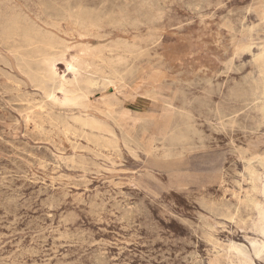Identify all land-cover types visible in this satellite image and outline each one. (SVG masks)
Wrapping results in <instances>:
<instances>
[{
  "label": "rangeland",
  "instance_id": "374dc122",
  "mask_svg": "<svg viewBox=\"0 0 264 264\" xmlns=\"http://www.w3.org/2000/svg\"><path fill=\"white\" fill-rule=\"evenodd\" d=\"M260 7L264 0H0V264H214L229 245L235 259L264 264L251 241L264 234L239 218L249 164L264 185V119L252 97L264 77ZM47 37L61 53L117 45L110 55L122 56L123 44L130 52L116 75L57 65L52 77L38 71L42 84L26 63L42 69L33 53ZM82 75L99 81L84 108L55 104L51 93L64 100L58 83ZM73 117L94 120V132Z\"/></svg>",
  "mask_w": 264,
  "mask_h": 264
},
{
  "label": "bare ground",
  "instance_id": "6f19581e",
  "mask_svg": "<svg viewBox=\"0 0 264 264\" xmlns=\"http://www.w3.org/2000/svg\"><path fill=\"white\" fill-rule=\"evenodd\" d=\"M4 1V0H3ZM7 1V0H6ZM44 1V0H43ZM73 1V0H72ZM80 1V0H79ZM134 1V0H133ZM140 1V0H139ZM121 2V1H120ZM164 2V1H163ZM198 2V1H197ZM7 3V2H5ZM28 3V2H27ZM129 3V2H128ZM131 3V2H130ZM200 3V2H199ZM208 3V2H207ZM54 4V3H53ZM56 4V3H55ZM5 5V4H4ZM77 5V4H76ZM126 5V4H125ZM128 5V4H127ZM80 6V5H79ZM87 6V5H86ZM142 6V5H141ZM158 6V5H157ZM4 7V6H3ZM59 7V6H58ZM63 7V6H62ZM66 7V6H64ZM89 7V6H88ZM14 8V7H13ZM16 8V7H15ZM21 8V7H20ZM57 8V7H56ZM134 8V7H133ZM18 9V8H17ZM66 9V8H65ZM64 9V10H65ZM72 9V8H71ZM70 9V10H71ZM127 9V8H126ZM137 9V8H136ZM140 9V8H139ZM254 9V8H253ZM11 10V9H10ZM16 10V9H15ZM51 10V8H50ZM61 10V9H60ZM63 10V11H64ZM87 10V9H86ZM98 10V8H97ZM105 10V9H104ZM156 10V9H155ZM206 10V9H205ZM69 11V10H68ZM45 12V11H44ZM65 12V11H64ZM67 12V11H66ZM70 12V11H69ZM74 12V11H73ZM114 12V11H113ZM259 14L262 18H264V7H260L259 8ZM77 13V12H76ZM116 13V12H115ZM123 13V12H122ZM213 13V12H212ZM5 14V13H4ZM53 14V13H52ZM74 14V13H73ZM80 14V13H79ZM78 14V15H79ZM105 14V13H104ZM103 14V15H104ZM130 14V13H129ZM154 14V13H153ZM163 14V13H162ZM161 14V15H162ZM235 14V13H234ZM244 14V13H243ZM42 15V14H41ZM69 16V14H66ZM81 15V14H80ZM102 15V16H103ZM205 15V14H204ZM233 15V14H232ZM7 16V15H5ZM59 16V15H58ZM70 16H72V13L70 14ZM76 16V14H75ZM109 16V15H108ZM123 16V15H122ZM201 16V15H200ZM241 16V15H240ZM66 17V16H65ZM121 17V16H120ZM211 17V16H210ZM231 17V16H230ZM242 17V16H241ZM2 18V17H1ZM80 18V17H79ZM146 18V17H145ZM161 18V17H159ZM17 19V18H16ZM26 19V18H25ZM28 19V18H27ZM69 19V18H68ZM84 19V18H82ZM81 19V20H82ZM114 19V18H113ZM188 19V18H187ZM200 19V18H199ZM14 20V19H13ZM24 20V19H23ZM74 20V19H73ZM77 20V19H76ZM126 20V19H125ZM156 20V19H155ZM25 21V20H24ZM63 21V20H62ZM72 21V19H71ZM113 21V20H112ZM31 22V21H30ZM48 22V21H47ZM78 22V21H77ZM80 22V20H79ZM86 22V21H85ZM136 22V21H135ZM154 22V21H153ZM3 23V22H2ZM12 23V22H11ZM10 23V24H11ZM27 23V22H26ZM129 23V22H127ZM131 23V22H130ZM139 23V22H138ZM146 23V22H145ZM225 23V22H224ZM223 23V24H224ZM13 24V23H12ZM137 24V23H136ZM191 24V23H190ZM240 24V23H239ZM2 25V24H1ZM6 25V24H5ZM19 25V24H18ZM76 25V24H75ZM79 25V24H78ZM110 25V24H109ZM17 26V25H16ZM36 26V25H35ZM48 26V25H47ZM139 26V25H138ZM189 26V25H188ZM225 26V25H224ZM223 26V27H224ZM5 27V26H4ZM53 27V26H52ZM114 27V26H113ZM128 27V26H127ZM133 27V26H132ZM240 27V26H239ZM10 28V27H9ZM76 28V26H75ZM78 28L81 29L82 31V28H86L85 24H83V22H81V26L77 27V31H78ZM18 29V28H17ZM40 29V28H39ZM161 29V28H160ZM5 30V29H4ZM10 30V29H9ZM86 30V29H85ZM101 30V29H100ZM155 30V29H154ZM153 30V31H154ZM237 30V28H236ZM2 31V30H1ZM11 31V30H10ZM152 31V30H151ZM36 32V31H35ZM41 31H39V35ZM8 33V32H7ZM37 33V32H36ZM46 33V32H44ZM51 33V32H50ZM85 33V32H84ZM151 33V32H150ZM154 33V32H153ZM11 34V33H10ZM38 34V33H37ZM149 34V33H147ZM48 35V33H47ZM51 35V34H50ZM50 35H48L50 37ZM236 35V34H235ZM13 36V35H12ZM43 36V35H41ZM54 36V35H52ZM79 36V35H78ZM5 37V36H4ZM8 37H11V36H8ZM36 37V36H35ZM44 37V36H43ZM47 40V42L43 45V47L41 49H37L36 50V53H33V54H37V55H41L42 54V57L38 58L37 61L38 63H42L43 67L42 69L40 68H37L38 70L37 71H34L31 64L30 63V59L29 62L25 63L27 64L28 66V69L30 72H32L31 74L33 75V77H35L34 79L36 80L37 78L41 80V83L43 84L44 82H42V80L44 78H46L47 76H43V75H40L39 72H42L44 73V71H51V77L52 75H55V66L57 67V65H60V66H63L67 68L68 71H72L73 73H75L77 70L81 69L83 71H87V72H90L91 74H95L98 76V80L103 77L105 75V72L107 71V69L110 70V74L113 75H116L117 73V65L118 64H121V63H127L126 62V54L128 52H130V48L128 47V45L126 46V44H123L122 46V50H123V55H119V56H112L110 55V53L112 54L113 51L115 50V48H118L120 46L117 47V45L115 46V48L113 49L112 46L111 48H107V47H93V46H90V45H87L83 48H79V50H73L72 48L68 49V50H64V52L61 53V51L59 52V50L57 49V45L58 43H55L54 41H52V39H49ZM155 37V36H154ZM7 38V37H5ZM13 38V37H12ZM27 38V37H26ZM39 38H42V37H39ZM38 38V39H39ZM52 38V37H51ZM69 38V37H68ZM25 39V38H24ZM43 39V38H42ZM55 39V38H54ZM57 39V38H56ZM91 39V38H90ZM240 39V38H239ZM12 40V39H11ZM32 41V39H29ZM45 40V39H44ZM59 40V39H58ZM104 40V39H103ZM106 40V39H105ZM3 41V40H2ZM7 41V39H6ZM14 41V40H13ZM35 41V40H34ZM33 41V42H34ZM126 41V40H125ZM61 42V41H60ZM141 42V41H140ZM63 43V42H62ZM61 43V44H62ZM111 43V42H110ZM114 43V42H113ZM124 43V42H122ZM30 44V43H29ZM43 44V43H42ZM39 45L40 46H42ZM57 44V45H56ZM60 44V43H59ZM109 44V43H108ZM121 44V43H120ZM119 44V45H120ZM129 44V43H128ZM150 44V43H149ZM134 45V44H133ZM19 46V45H18ZM79 46V45H78ZM101 46V45H100ZM32 47V46H30ZM35 47V45L33 46ZM37 47V46H36ZM37 47V48H39ZM60 46L58 45V48ZM62 47V46H61ZM60 47V48H61ZM59 48V49H60ZM65 48V47H64ZM76 49V48H75ZM78 49V48H77ZM21 50V49H19ZM34 50V49H32ZM63 50V49H62ZM137 50V49H135ZM116 51H119V49ZM115 51V52H116ZM24 52V51H23ZM13 53V52H12ZM40 53V54H39ZM108 53V54H107ZM142 53V52H141ZM44 54V56H43ZM122 54V53H121ZM30 55V54H29ZM26 56V55H25ZM32 57H35L31 54ZM121 56V57H120ZM19 57V56H18ZM37 57V56H36ZM22 58V57H21ZM28 58V57H27ZM31 58V57H30ZM132 60V59H131ZM23 61V60H22ZM127 66V65H126ZM21 67V66H20ZM37 67V66H36ZM120 67V65H119ZM122 67V65H121ZM242 67V66H241ZM79 68V69H78ZM119 69V68H118ZM44 70V71H43ZM39 71V72H38ZM184 71V70H183ZM41 72V73H42ZM56 72H57V69H56ZM82 72V71H81ZM109 72V71H108ZM264 72V71H263ZM27 73V72H25ZM86 73V72H85ZM84 73V74H85ZM119 73V72H118ZM250 73V72H249ZM30 74V73H29ZM28 74V75H29ZM58 74V73H57ZM46 75V73H45ZM65 75V74H64ZM90 75V74H89ZM108 75V74H107ZM106 75V76H107ZM59 76V74H58ZM61 76V74H60ZM60 76L58 77V79L60 78ZM63 76V75H62ZM77 76V75H76ZM105 76V77H106ZM110 76V75H109ZM263 76V75H262ZM260 76V80L257 79L255 81V87L253 86L254 88V92L252 93V90H251V93H252V97L254 100L257 101V104L255 107H257L258 109V112L261 114L262 118L264 119V77ZM79 77V76H78ZM118 77H119V74H118ZM50 78V77H49ZM245 78V77H244ZM53 79V78H52ZM248 79V78H247ZM32 80V79H31ZM39 80V81H40ZM106 80V79H105ZM45 81V80H44ZM22 82V81H20ZM38 82V81H37ZM55 82V81H54ZM99 81H96L95 78L93 77H89V76H86V77H79V78H75L73 81H60L58 83V85L54 88V92L57 91V92H61L63 94V98L64 100L63 101H59L55 96L54 94L51 93V97L53 99V102L58 103L59 106H67L68 108L69 107H83V105L85 104V101L86 99L88 98V95L91 93V90L92 88L98 83ZM247 82V81H246ZM46 83V82H45ZM13 84V83H12ZM20 84V83H19ZM39 84V83H37ZM42 84H39V85H42ZM120 84V83H119ZM34 85V84H32ZM46 85V84H45ZM42 87V86H40ZM97 88V87H96ZM192 88V87H191ZM12 89V88H11ZM17 89V88H16ZM36 89V88H35ZM44 90V89H43ZM46 90V89H45ZM48 90V89H47ZM240 90V89H239ZM107 91V90H106ZM105 91V92H106ZM232 91V90H231ZM48 92V91H46ZM56 92V93H57ZM58 93V94H59ZM135 93V92H134ZM247 93V91H246ZM148 94V93H147ZM128 95V94H127ZM32 96V95H31ZM35 96V95H34ZM60 96V95H59ZM90 96V95H89ZM248 96V95H247ZM27 97V96H26ZM29 97V96H28ZM46 98V97H45ZM49 98V97H48ZM109 98V97H108ZM142 98V97H141ZM157 98V97H156ZM251 98V97H250ZM236 103V102H235ZM255 103V102H254ZM106 104V103H105ZM237 104V103H236ZM33 105V104H32ZM42 105V104H41ZM255 105V104H254ZM86 106V105H85ZM88 106V105H87ZM191 106V104H190ZM32 108V107H31ZM84 108V107H83ZM87 108V107H85ZM212 108V107H211ZM28 109V108H27ZM217 109V108H216ZM252 110V109H251ZM201 112V111H200ZM59 113V112H58ZM52 114V113H50ZM103 114V113H102ZM223 114V113H222ZM226 114V113H225ZM38 115V114H37ZM84 115V114H83ZM90 115V114H89ZM105 115V113H104ZM103 115V116H104ZM108 115V114H107ZM32 116V114H31ZM39 116V115H38ZM73 116V115H72ZM81 116V114H80ZM85 116V115H84ZM87 116V115H86ZM232 116V115H231ZM57 117V116H56ZM79 117V116H78ZM120 117V116H119ZM49 118V117H48ZM74 118V117H73ZM72 118V120H73ZM97 118V117H96ZM99 118V117H98ZM108 118V117H107ZM213 118V117H212ZM46 119V118H45ZM60 119V118H59ZM69 118H67L68 120ZM74 119H77L76 117ZM91 119V118H90ZM89 119V120H90ZM27 120V119H26ZM32 120V119H31ZM36 120V119H35ZM65 120H66V117H65ZM88 119H77L76 122H78L80 125H84V127H92V131L94 130V127L92 125H96L97 123H94V120H90L89 121ZM97 120V119H96ZM95 120V121H96ZM112 120V119H111ZM59 121V120H58ZM61 121H64V120H61ZM74 121V120H73ZM92 121V122H91ZM103 121V120H101ZM75 122V124H76ZM97 122V121H96ZM104 122V121H103ZM234 122V121H233ZM73 123V122H72ZM59 124V123H58ZM66 124V122L64 123ZM74 124V123H73ZM74 124V125H75ZM99 124V122H98ZM104 124V123H102ZM110 124V123H109ZM222 125V123H220ZM44 125V124H43ZM51 125V124H49ZM63 125V123L61 124ZM69 125V124H68ZM72 125V124H71ZM66 126V125H65ZM79 126V125H78ZM105 126V125H104ZM69 127V126H67ZM65 127V128H67ZM74 127V126H73ZM82 127V128H84ZM86 127L84 129H86ZM98 127V125H97ZM100 127V126H99ZM107 127H109V125H107ZM217 127V126H216ZM232 127V126H231ZM45 128V127H44ZM96 128V126H95ZM46 129V128H45ZM74 129L76 130V127H74ZM99 129H102V128H99ZM257 129V128H256ZM71 130V128H70ZM69 130V131H70ZM81 130V129H80ZM79 130V131H80ZM89 130V129H88ZM113 130V129H112ZM246 130V129H245ZM39 131V130H38ZM43 131V130H42ZM72 131V130H71ZM96 131V130H95ZM98 131V130H97ZM101 131V130H99ZM98 131V132H99ZM104 131V130H102ZM74 132V131H73ZM94 132V131H93ZM110 132V131H109ZM121 132V131H120ZM135 132V131H134ZM43 133V132H42ZM46 133V132H45ZM82 133V131H81ZM85 133V132H84ZM87 133V132H86ZM90 133V132H89ZM92 133V132H91ZM113 133V132H112ZM115 133V132H114ZM113 133V134H114ZM98 134V133H97ZM103 134V133H102ZM143 134V133H142ZM100 135V134H99ZM98 135V137H99ZM50 136V135H49ZM96 136V135H95ZM101 136V135H100ZM113 136V135H111ZM89 137V136H88ZM109 137V136H108ZM102 138V137H101ZM112 138V137H111ZM114 138H116L114 136ZM98 139V138H97ZM96 139V142L98 141ZM106 139V138H105ZM113 139V138H112ZM110 140V139H109ZM116 140V139H115ZM114 140V141H115ZM124 140V139H123ZM48 141V140H47ZM103 141V139H102ZM106 141V140H105ZM113 141V142H114ZM81 142V141H80ZM111 142V141H110ZM110 143V144H113ZM116 142V141H115ZM105 143V142H104ZM107 143V142H106ZM100 144V143H98ZM105 145V144H104ZM132 145V144H131ZM53 146V145H52ZM100 146V145H99ZM102 146V145H101ZM110 146V145H109ZM105 147V146H103ZM107 147H108V144H107ZM113 147V146H112ZM109 148V147H108ZM114 148V147H113ZM143 148V147H142ZM105 150V149H104ZM48 151V150H47ZM48 153V152H47ZM50 153V152H49ZM96 153V152H95ZM110 154V153H109ZM131 154V153H130ZM133 154V153H132ZM263 155V154H262ZM251 156V155H250ZM258 156V155H257ZM264 156V155H263ZM253 157V156H252ZM56 158V157H55ZM65 159V158H64ZM253 159V158H252ZM255 159V158H254ZM112 161V160H111ZM261 168H262V174L264 172V158L262 159L261 161V164L259 165ZM255 166L252 164H249L248 168L246 169L247 172H249L248 176H247V179L246 181H248V178L250 179V183H249V189L245 192V195H244V198H239L240 199V204L239 206H241V208H244L245 209V216H242V212L239 216L241 222L243 224V227L242 229H244L245 231L247 232H255V233H258V232H262V234H264V185L262 184L263 181H260V176L262 175H259V171L255 170L254 169ZM263 177V176H262ZM238 199V200H239ZM239 215V211L237 210L236 212V216L232 218H229V219H235L237 216ZM223 216V215H222ZM232 220V221H233ZM241 224V225H242ZM251 240V239H250ZM260 239H258V237H255L253 238L251 241H252V245L255 247V249L257 251H255L253 253V256L254 257H259L261 254L264 253V241L261 239V241L259 242ZM230 246H226V254H223L221 255L218 259H215L214 260V264H220L221 262H223L224 264H248L249 263V260L248 262H246V258L244 260V258H239V259H235L232 254L230 253ZM224 246H222L221 244H219L218 248H222ZM242 247V246H240ZM261 247V249H260ZM232 248V247H231ZM253 248V247H252ZM246 249V248H245ZM260 249V250H259ZM247 252V251H246ZM221 253L220 251H218V254ZM217 254V255H218ZM242 254V253H241ZM239 256H242V255H239ZM247 256V255H245ZM244 257V256H243ZM263 257V256H261ZM252 259V258H251ZM253 261V259H252ZM253 264H256L254 261H253Z\"/></svg>",
  "mask_w": 264,
  "mask_h": 264
}]
</instances>
